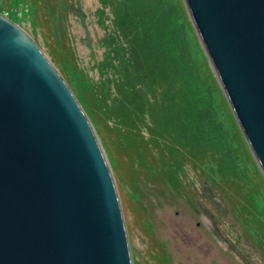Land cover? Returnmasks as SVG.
<instances>
[{"label": "water", "instance_id": "obj_1", "mask_svg": "<svg viewBox=\"0 0 264 264\" xmlns=\"http://www.w3.org/2000/svg\"><path fill=\"white\" fill-rule=\"evenodd\" d=\"M264 173V0H183ZM0 264H132L98 136L36 41L0 12Z\"/></svg>", "mask_w": 264, "mask_h": 264}, {"label": "rangeland", "instance_id": "obj_2", "mask_svg": "<svg viewBox=\"0 0 264 264\" xmlns=\"http://www.w3.org/2000/svg\"><path fill=\"white\" fill-rule=\"evenodd\" d=\"M105 5L104 0H0V12L36 41L92 123L118 191L132 264H264V173L193 26L187 28L193 56L218 84L217 116L236 152L231 178L219 174L215 154L195 159L183 146L174 149L170 138L153 132L148 114L145 119L138 113L132 121L109 114L105 92L114 93L116 77L101 67L112 29ZM183 155L191 160L176 167L175 187L166 178L167 167L176 171Z\"/></svg>", "mask_w": 264, "mask_h": 264}, {"label": "trees", "instance_id": "obj_3", "mask_svg": "<svg viewBox=\"0 0 264 264\" xmlns=\"http://www.w3.org/2000/svg\"><path fill=\"white\" fill-rule=\"evenodd\" d=\"M104 3L112 14V29L101 67L116 77L114 93L105 92L109 114L130 121L138 113L145 119L148 114L153 132L170 138L174 149V144L183 146L195 159L215 154L219 174L234 177L236 152L215 107L218 84L209 81L193 56L187 34L193 25L183 0ZM108 82L114 84L113 79ZM183 156L174 169L189 158ZM169 168L166 178L178 187V171Z\"/></svg>", "mask_w": 264, "mask_h": 264}]
</instances>
